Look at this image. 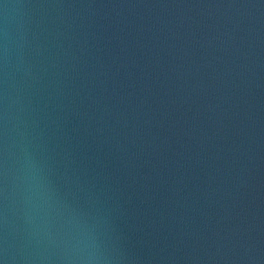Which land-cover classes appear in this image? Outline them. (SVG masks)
<instances>
[{"label": "water", "instance_id": "water-1", "mask_svg": "<svg viewBox=\"0 0 264 264\" xmlns=\"http://www.w3.org/2000/svg\"><path fill=\"white\" fill-rule=\"evenodd\" d=\"M0 264H264V0H0Z\"/></svg>", "mask_w": 264, "mask_h": 264}]
</instances>
